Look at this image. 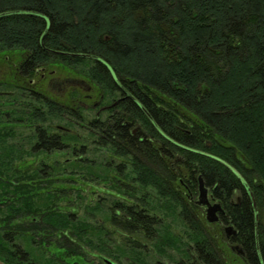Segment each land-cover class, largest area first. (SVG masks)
<instances>
[{"label":"trees","instance_id":"1","mask_svg":"<svg viewBox=\"0 0 264 264\" xmlns=\"http://www.w3.org/2000/svg\"><path fill=\"white\" fill-rule=\"evenodd\" d=\"M86 64L89 95L109 107L84 127L75 91L54 99L39 90L45 81L39 72L75 74L69 69ZM0 90L17 95L18 113L38 123L28 155L79 141L70 132L49 135L44 126L67 115L111 160H121L104 168L115 173L110 185L122 193L103 220L131 251L152 241L158 250L175 248L191 264H228L224 227L231 224V244L239 245L245 264H264V0H0ZM113 93L121 99L116 108ZM26 97L32 105L22 103ZM6 137L0 133V247L14 253L15 240L28 247L34 241L28 249L33 264H95L87 253L99 262L103 256L119 261L118 254L92 252L90 238L109 237L96 220L103 210L84 213L89 222L80 225L76 213L32 200L43 189L23 154H2ZM36 175L48 183L47 171ZM198 177L224 210L212 227L189 199L198 195ZM134 185L151 187L166 209L179 208L185 248L178 234L159 241L160 221L135 197ZM61 235L58 246L46 245L48 236Z\"/></svg>","mask_w":264,"mask_h":264},{"label":"rangeland","instance_id":"2","mask_svg":"<svg viewBox=\"0 0 264 264\" xmlns=\"http://www.w3.org/2000/svg\"><path fill=\"white\" fill-rule=\"evenodd\" d=\"M87 68L88 65L86 64L69 69L74 71L76 75L70 73L68 70L64 71L58 68H51V70L39 72V75H42L45 80L42 82L44 83L43 86L39 85V90L50 91V93L55 95L51 96L54 99H58V97L59 100L60 98L67 99L68 95L75 91L73 94L77 96H72H76L78 103H81V106L83 105L82 107L84 108L81 107L82 109L79 113L84 127L85 123L93 119L94 116L100 112V109L98 110L97 108L90 109L97 101V97L95 94L93 96L89 95L93 92L92 90L90 91L89 86L83 81L84 72ZM36 81H38V78H36ZM78 92L81 93L83 97H78ZM0 96V113H4V116L0 115V125H6L0 127V133H6L7 135L6 146L2 147L4 149L2 154L10 156L12 159H16L23 154L22 162L34 171L33 173V171L30 170V174H33L36 178L34 182L38 183V188H40V190L43 189L35 195L32 200L40 204V206L50 205L51 209L58 213H63L65 211L76 213L77 217H79L81 219L80 221L83 223L80 225H85L87 221L89 222V219H87L88 217H86L84 213L89 215L91 211L95 212L96 215L98 212L97 208H100V211L103 210V212H99V216L96 220L103 226L106 231L105 233L109 235V237L101 239L100 236L96 243H94L96 241L95 237L90 238L93 244L92 248H94L92 252L102 253L105 251L112 255L118 254L119 261L114 260V257L103 256L104 259L99 262L97 257H93V255L87 253L86 257H88V259L94 261L95 264H104V260H110L115 264H178L181 259L186 260L183 257L181 258L175 248L165 246L166 248L158 250L152 241H143V250L140 249V246V248H134L131 251L128 245H124L123 241H125V239H123L120 233L116 232L108 221L103 220L104 213H109V209L112 208L114 202L120 199L118 197L119 194L121 195L122 193L119 187L114 184L110 185V181L113 177L112 175H115V173L111 172L112 175H110L104 168H112L114 165H118L121 160L116 158L111 160V155L106 153L105 149L96 145V137L94 138V136H92L90 138L85 128L75 126L74 124V126L70 125V119L67 115L62 116L60 119L55 117L48 118L50 124L46 123L44 126L49 127V135H63V132H70L72 135L78 137L79 141L69 142L65 144L64 148L53 153L28 155L31 151L28 149L35 143V138L32 135H34V127L38 125V123L34 120H29L23 112H21V114L18 113L21 109L18 104L20 101H14L18 96L13 94L12 91H8L7 94L0 93ZM89 96H91V99H88ZM115 98L116 95L113 93L112 99ZM112 99L110 101H112ZM24 100L22 101L23 104L29 103L32 105V102H28L30 99L28 100L27 97ZM3 103L8 105L3 106ZM108 103L109 101H103L102 104L104 106ZM9 109H12L16 115H11L8 112ZM25 113H28L27 110H25ZM101 117L105 118L106 115L104 114ZM83 121H85V123ZM84 138L87 140H81ZM3 160L4 159H0V164ZM27 161L29 162L27 163ZM21 164L19 160H15L12 165L19 168ZM40 169H44L50 174L49 178L46 180L48 183H45L42 178L36 175ZM12 179H14V177ZM134 187L135 189L133 190L135 191H133V193L135 197L141 200L142 203H144V207L150 211V214L152 216H157L156 218L160 221L157 228L158 236L161 238L159 241H165L168 236L178 234L182 236L181 242L183 244L181 248H185L188 242L186 236L187 230L181 225V220L178 216L179 208L174 204L172 205L174 208L173 211L171 209H166L164 201L156 196L151 187L142 188L137 185H134ZM9 188L12 189V187ZM58 195H60L61 198H59ZM62 195L65 199L62 198ZM197 196L198 195H196L193 200H195ZM46 207L48 206H44V208ZM107 216L108 215L104 217ZM262 217L264 224V210L262 212ZM212 226H214V224L210 227ZM232 245L236 244L232 243ZM224 257L228 264H244L236 253L231 251L230 247L225 249ZM53 259L57 260L55 257H53ZM184 263L191 264V261L186 260Z\"/></svg>","mask_w":264,"mask_h":264},{"label":"flooded vegetation","instance_id":"3","mask_svg":"<svg viewBox=\"0 0 264 264\" xmlns=\"http://www.w3.org/2000/svg\"><path fill=\"white\" fill-rule=\"evenodd\" d=\"M83 97V96H82ZM88 99H91V96H89ZM121 101L120 99V95L116 94V98L115 99H112V108H116L118 103ZM81 104V103H80ZM102 104V101H96L93 105H97L95 108H97L98 110L100 109V112H98V114L96 115L97 117H99L101 115V113H105L108 109L109 106H106V105H101ZM92 105V106H93ZM83 106V105H82ZM91 106V107H92ZM104 115V114H103ZM59 129V128H58ZM138 129V126H134V127H131L130 128V135L131 136H134L135 133H136V130ZM61 130V129H59ZM63 132V131H61ZM63 133H67V132H63ZM195 196L193 195H190L189 196V199L190 201H194L196 202V200L198 199V196L195 200H193ZM208 201L213 204L214 202H217L215 200H213L210 196V193L208 191ZM199 208H201V211H202V214L203 216L205 215V208L204 207H201L199 206ZM223 208V207H222ZM224 215V214H223ZM221 216V215H220ZM220 216H219V219H220ZM204 219H205V216H204ZM206 222V221H205ZM219 222V220H218ZM218 222L214 223L217 224ZM100 224V223H99ZM207 225L211 226L212 224H208L206 222ZM23 225V223L21 224ZM227 227V226H226ZM224 227V234H225V243L228 245V247H230L231 251H234L236 253V255L241 259V261L245 264V255L243 253V251L240 249L239 245H232L231 244V238L230 240H228L226 238V233H225V228ZM2 235H4L2 233ZM59 237V236H58ZM64 238L62 237V235L59 237V238H54V237H50L48 236L47 239L45 240V243L47 246H49V244H52V246H50L51 249H53V246L60 244L61 243V240H63ZM74 239V238H73ZM3 240H4V237H3ZM5 241V240H4ZM6 242V241H5ZM30 246L28 247L25 243V240L23 238H19L18 240H15L14 241V253L10 252L9 250H7V248H5L4 246L0 247V261L3 262L4 264L5 261L10 263V264H33L32 261H28L29 260V252H28V249L36 246V243L34 241H31L30 242ZM102 259H104L103 257L100 258V260L102 261ZM5 260V261H3ZM110 261V260H109ZM7 263V264H8ZM104 263V262H103ZM102 264V263H101ZM105 264V263H104Z\"/></svg>","mask_w":264,"mask_h":264},{"label":"water","instance_id":"4","mask_svg":"<svg viewBox=\"0 0 264 264\" xmlns=\"http://www.w3.org/2000/svg\"><path fill=\"white\" fill-rule=\"evenodd\" d=\"M11 14V13H10ZM97 105H93L92 108H95ZM253 211L256 212V207L252 195L249 193ZM197 205L205 208V221L208 224H214L218 222L219 216L224 214L222 205L219 202H214L211 204L208 201V189L205 188L203 180L201 177H198V199ZM226 238L230 240L231 237L236 235V231L233 226L230 224L225 228ZM105 264H115L109 260H104ZM0 264H4L0 261Z\"/></svg>","mask_w":264,"mask_h":264}]
</instances>
